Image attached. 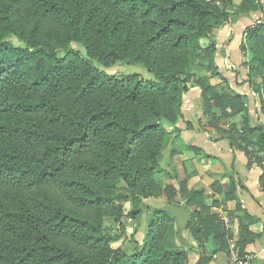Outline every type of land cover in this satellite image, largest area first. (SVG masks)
<instances>
[{
	"label": "trees",
	"instance_id": "1",
	"mask_svg": "<svg viewBox=\"0 0 264 264\" xmlns=\"http://www.w3.org/2000/svg\"><path fill=\"white\" fill-rule=\"evenodd\" d=\"M258 7L264 13L261 0H243L232 14L234 0H0V199L6 198L0 264H187L176 220L165 210L152 211L131 254L111 248L121 236L104 219L119 222L123 208L116 203L124 199L134 208L128 217L139 220L143 199L162 194L159 160L171 133L165 122L179 131L191 89H201L210 124L219 120L215 108L228 118L248 112L241 95L221 94L207 79L191 86L190 63H207L208 79L227 82L217 65L223 50L202 52L201 40L212 25L251 19ZM245 44L253 54L251 72L264 76V18L246 28L241 51ZM123 60L160 81L106 72ZM248 83L264 90V78L261 85ZM247 120L243 142L259 132L264 148V128ZM43 122L55 131L44 130ZM228 135L234 138L233 129ZM44 185L60 195L50 193L34 209L20 192L6 190ZM185 198L188 207H200L189 225L199 245L198 224L212 228L218 249L230 254L216 217L198 218L206 209L204 191ZM244 234L235 243L242 253L258 237ZM209 261L202 257L198 264Z\"/></svg>",
	"mask_w": 264,
	"mask_h": 264
},
{
	"label": "crops",
	"instance_id": "2",
	"mask_svg": "<svg viewBox=\"0 0 264 264\" xmlns=\"http://www.w3.org/2000/svg\"><path fill=\"white\" fill-rule=\"evenodd\" d=\"M235 1L236 5L242 3V0ZM259 18L263 16L256 12L253 18H240L218 32L215 40L223 52L218 51L216 55L217 65L228 83H223L219 77L208 82L221 94L229 95L231 89L241 95L248 112L228 118L222 115L221 109L215 108L219 120L215 125L210 124L203 114L201 89L195 87L186 97L184 120L178 124L179 131L171 132L164 142L159 160L163 175L157 177L164 196L158 200L150 197L148 201L157 200L161 205L159 209L176 220L177 245L187 253V264H198L202 257L210 259L207 264H229L228 252L219 250L209 235L212 228L198 224L203 246L191 233L192 214L200 211V207H188L185 196L197 190L204 191L206 207L202 217L198 218L206 220L215 216L224 228L222 232L228 236L230 248L243 240L244 231L258 236L247 245L246 251L254 256L252 264H264V148L258 143L259 132L249 136L246 142L242 139L246 119L251 127L264 128V108L249 83L239 75L233 82L225 66L228 56L232 61L240 62L244 32ZM205 73L207 78V71ZM186 123L192 128L185 129ZM232 129L234 138L228 135ZM168 187L171 188L169 197L165 195ZM155 206L157 203L152 207Z\"/></svg>",
	"mask_w": 264,
	"mask_h": 264
},
{
	"label": "rangeland",
	"instance_id": "3",
	"mask_svg": "<svg viewBox=\"0 0 264 264\" xmlns=\"http://www.w3.org/2000/svg\"><path fill=\"white\" fill-rule=\"evenodd\" d=\"M243 1V0H242ZM236 1L234 0V7L236 9L230 11L232 14L234 11H237L239 9V6L242 4L240 3L239 5L235 4ZM257 13L262 15L264 18V13L260 10V7H258L257 9ZM229 12V11H228ZM262 19V18H261ZM260 18L258 19L259 21L261 20ZM257 22V21H255ZM227 23H225V21L221 24H214L212 25V31L209 34L208 37H205L201 40V45H202V52L207 51L208 49H212L215 50V47L218 48L217 42L215 40V36H217L218 32L223 28V26H225ZM212 38H210L211 36ZM244 41V39H243ZM16 44H18L17 41H15ZM73 48L79 49L80 46L77 44H72ZM244 47H246V44L244 45ZM211 50H208V52H210ZM206 53V54H207ZM242 53V59L240 60V62H234L231 60V57L228 56L227 58V62L225 63L226 65V71L229 72V76H231V80H233V82H236L237 79L236 77L239 75L243 80L249 82L251 81L255 86L256 85H261L263 82V74L262 73H253L250 70L251 67V61H252V57L253 54L251 53L249 47L247 46L245 50L241 51ZM205 54V53H203ZM205 62L202 61H196L193 60L190 63V85L193 86L194 84L203 81L204 79L206 80V82H209V72L204 69L203 66H205ZM207 71V78L206 76H204V74H206L205 72ZM109 75L115 76L117 78L123 79L125 76L124 75H130V74H140L141 78L147 82L153 83L155 84L156 82H159L160 80H158L154 75L150 74L149 72H147L145 69H143L140 66H135L132 63H128L126 60L120 61L116 64L115 67H113L112 69H109L106 71ZM223 75V74H222ZM165 79H162L163 81H168L169 76H164ZM224 83V82H223ZM228 83V82H225ZM253 92L255 91V87L251 86ZM232 90L230 89V94L233 92H231ZM190 92V91H189ZM188 92V94H189ZM187 94V96H189ZM257 95V97L260 99L261 105L264 108V90L261 93H255ZM59 103H62V101H58ZM183 108L182 107V112H183ZM184 114V112H183ZM45 114H43L42 118L44 117ZM40 116V117H41ZM166 128L168 129L169 132H172L175 128V124L173 123H169V122H165ZM43 129L46 131H55V129L53 127H51V125L49 123H45L43 122ZM59 128H56V130H58ZM185 129H188V127L186 126ZM171 135V133L169 134ZM168 135V136H169ZM163 173L159 174L158 176H162ZM122 185L125 186V184L123 183ZM6 189V188H3ZM8 192L13 193V192H20L21 195L23 196V198L30 204L31 208L34 209L35 206V202L38 201H43L46 200V196L50 193L55 194V195H60V192L58 189H56L55 187L51 186V185H44V186H39L36 187L32 190H28V191H24L22 189H15L12 188L10 186L7 187L6 189ZM19 190V191H18ZM167 194H165L167 197H169L170 194H168V190L166 191ZM163 194H160L159 196L157 195L156 197H151V198H155V199H160L162 198ZM3 200L4 197H2ZM2 199H0V202H2ZM157 200H153V201H148L147 199H143V201L141 202L140 205V209L142 210V215L140 217L139 220H133L131 218L128 217V215L134 211L133 205L131 201H127V200H118L117 201V205L122 206L123 208V216L121 217L119 222H115V218L112 217H105L104 219V224L107 228L110 229V233L111 234H115V235H120V239L119 241L112 243L111 244V248L114 250H121L125 253L131 254V252L138 246V244H141L144 240L145 234H146V229L148 223L150 224L151 219H152V211L153 210H161L159 209L158 206H161ZM11 200L8 199V202H10ZM154 203H157V206H155V208H153L152 206H154ZM145 227V229H144ZM1 231V229H0Z\"/></svg>",
	"mask_w": 264,
	"mask_h": 264
},
{
	"label": "built area",
	"instance_id": "4",
	"mask_svg": "<svg viewBox=\"0 0 264 264\" xmlns=\"http://www.w3.org/2000/svg\"><path fill=\"white\" fill-rule=\"evenodd\" d=\"M254 256L248 252H241L237 244H233L229 254L228 262L229 264H252Z\"/></svg>",
	"mask_w": 264,
	"mask_h": 264
}]
</instances>
